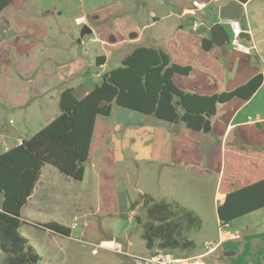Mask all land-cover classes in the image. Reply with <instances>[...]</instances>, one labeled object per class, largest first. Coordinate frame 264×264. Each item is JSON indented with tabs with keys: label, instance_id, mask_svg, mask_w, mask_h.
<instances>
[{
	"label": "rangeland",
	"instance_id": "rangeland-1",
	"mask_svg": "<svg viewBox=\"0 0 264 264\" xmlns=\"http://www.w3.org/2000/svg\"><path fill=\"white\" fill-rule=\"evenodd\" d=\"M102 1L105 0H53L49 14L36 15L47 25L50 35L45 34V41L53 55L47 57L45 53L42 56L39 53L17 59L9 71L0 75V133L29 139L60 113L56 98L43 109L30 108L26 104L31 90H40L38 87H41V82L50 81L58 74L60 77L63 73L68 74L67 69L73 67L72 83L76 87V95L82 97L85 91L102 82V76L98 73L107 67L113 69L121 64L120 58L130 50L129 44L119 49L89 41L91 37L95 38L97 32L86 34L81 38L82 43L76 41L85 23L76 25L75 17L85 15ZM113 1L115 8L123 7L129 16H134L132 18L136 19L139 15L146 21L148 13L153 10L162 18L161 25L171 23L174 19L183 23L186 32L195 21L208 24L209 15L215 14L214 5H209L203 12L205 14L179 17L180 7L187 6L188 1L192 0ZM168 11L175 13L169 20L163 18ZM131 17L122 15L119 16L122 20H117L120 31L128 39L135 33L131 32ZM168 40L162 42L160 47L176 59L178 48L163 46L169 43ZM219 48L230 69L237 64L242 66L254 62L259 70H264V63L256 62L252 53H244L235 48L232 40ZM106 52L109 57L107 66L99 68L95 65L96 54ZM59 55L72 62H55ZM62 67L68 68L61 73L59 70ZM81 67L90 70V73L79 74ZM244 71L251 73L252 70L243 68L238 76L242 77ZM61 78L64 79V75ZM187 82L181 79L179 83L185 85ZM258 90L248 101L244 110L245 117L250 115L256 119L255 112L258 109L263 110L264 114V84ZM114 109L111 115H99L97 118L83 179L68 177L49 164L42 169L44 182L39 185L33 199L40 198V189L46 186V182L51 185L48 188L51 195L42 197L46 200V211L29 204L25 213L31 215V219L46 220L44 222L58 220L68 228V234L24 221L20 231L41 256L38 264H121L127 257L131 261V255L149 254L135 219V215L145 214L141 206L135 205L142 194L177 201L200 217L201 227L190 235L197 246L191 255L203 251L204 242L219 237L217 209L214 205L217 178L212 176L200 179L191 174L182 178L183 170L170 160L172 140L179 137V123H170L145 114L143 118L142 113L117 105H114ZM148 118L152 121H148ZM256 132L254 137L250 138L249 134L243 138L242 145H257L264 141V131ZM244 161L247 162L241 160ZM257 171L260 172L259 167ZM258 213L243 221L231 223V230L240 236L246 225H249L251 230L264 232V210ZM110 241L114 246H110ZM4 257L0 250V264H5Z\"/></svg>",
	"mask_w": 264,
	"mask_h": 264
},
{
	"label": "trees",
	"instance_id": "trees-1",
	"mask_svg": "<svg viewBox=\"0 0 264 264\" xmlns=\"http://www.w3.org/2000/svg\"><path fill=\"white\" fill-rule=\"evenodd\" d=\"M14 1L0 0V13ZM202 47L210 51L214 43L203 38ZM191 71L190 65L176 63L161 47L136 45L118 67L101 74L102 82L83 97H77L72 87L65 88L59 98L60 113L29 139L0 153V250L5 264L40 262L36 248L20 231L22 208L47 164L68 177L83 179L99 115H111L117 105L202 131L207 114L215 115L219 104L235 97L250 99L264 80L259 73L233 90L199 94L180 88L173 80L174 74L189 75ZM227 144L233 143L228 140ZM244 152L264 154V147ZM257 168L225 164L220 187L225 198L217 207L219 222L231 224L264 209V165L260 172ZM135 205L145 213L135 215V219L149 252L162 249L179 256L195 252L197 246L190 235L201 227L195 212L177 201L148 194H142ZM41 226L68 234V228L57 221Z\"/></svg>",
	"mask_w": 264,
	"mask_h": 264
},
{
	"label": "crops",
	"instance_id": "crops-1",
	"mask_svg": "<svg viewBox=\"0 0 264 264\" xmlns=\"http://www.w3.org/2000/svg\"><path fill=\"white\" fill-rule=\"evenodd\" d=\"M230 1L231 0L203 1L206 2V5L203 8H198L194 14L189 13L192 9V1H188L187 6L180 7L179 17L205 14L203 12L209 5H214L215 13L212 16L209 15L208 24L202 21L200 23L195 21L193 26L188 29V32L185 31L182 25L183 23L177 22L173 18L171 23L161 25L162 18L153 10L148 13L146 21L145 19L142 20L139 15L136 19L132 18L134 16H129L123 7L118 6L115 8L113 0H105L102 1L101 4L97 3L96 6L94 5V9H91L80 17L85 18L84 25L88 27V30H92V33L97 32L95 38L91 37L89 41L99 42L104 46H111L119 49L124 45H130V50L122 54L120 62L136 45L147 44L160 47L162 46L160 45L162 42L169 39V43L163 46H169L171 49L174 47L178 48L176 59H173L171 56L173 61L192 67V71L189 75L174 74L173 80L175 84L186 91L199 94H213L216 92L233 90L259 73H262L264 76V70H259L254 62H252V64L250 62L248 65L242 64V66L237 64L234 68L230 69L227 59L222 55V50L219 48L221 45L218 46L214 44V47L210 51L202 47L203 38H210L212 40L211 27L216 22H221L232 38L233 28L231 20H222L219 17L220 8ZM52 7L53 0H15L2 10L0 13V75L3 76L5 72L9 71L16 64L15 62L17 59H22L25 56L29 58L31 55H38L39 53H41V56L45 53L47 57L53 55V51L47 47L48 45L45 41L47 39L46 36L50 35L47 25L43 20L36 17V15L45 16L49 14ZM138 14H141V12ZM122 15L127 18L131 17V32L135 31L136 36H130L128 39L124 36L125 33L120 31V24L117 20H122L119 18V16L121 17ZM174 15L175 13L173 11H168L163 18L167 17L166 19H168ZM87 18H89V20ZM238 20L241 25V31L244 30L248 32V36L243 39H250V44H248L246 40L240 42L243 45L253 48V55L256 62L264 63V0H248L243 3V16ZM195 23H199V25L196 27L194 26ZM76 25L80 26L82 24L76 23ZM45 34L47 35L45 36ZM76 41L82 43L80 36ZM95 50H97V48H95ZM97 52H99V50ZM80 53L82 54V51ZM99 56H105V58H98ZM108 59L107 52L104 54L97 53L95 65L99 68L103 66L105 68ZM54 61L61 64L72 62L64 59L61 55ZM97 62H100V64ZM66 68L68 67H62L59 71L62 73ZM81 68L79 69V74L88 75L90 73V70L83 69V67ZM243 68H250L252 71L251 73H246V71H244L242 77H239L238 74ZM72 69L73 67H69L67 69L68 74L63 73L61 75V77L64 75V79L58 74L50 81L45 83L41 82V87H38L40 90H31L30 96L26 99V104L30 108L35 107L43 109L49 102L57 99L59 106L60 94L65 88L72 87L74 93L76 92V87L74 83H72L74 81L72 79L73 76H71ZM108 70L110 69L107 67L98 74H103ZM66 77L68 80H66ZM181 79L188 80L187 84L182 85L179 83ZM263 84L264 80L262 85ZM90 90L91 89L85 91V94ZM258 91L259 90L255 93ZM41 95L46 96L42 97ZM248 101L249 99L235 97L226 103L219 104L217 113L209 117L207 116L211 124L208 132L189 129L186 128L184 124L179 123V125H177L179 137L173 139L171 143L170 160H172V163L179 169L183 170L182 176L184 177L182 178H185L188 174L195 175L198 178H211L212 176L217 178V186L214 188L216 190L214 194V205L216 209L225 198V194L221 192L220 187L226 163H229L231 166H249L251 169H256L257 164L260 162H262V164H260L259 167L264 165V154L258 155L244 152L250 148H263L264 141H261V143L257 145L249 146L242 145L243 143H241L242 139L247 138L249 134L251 138L257 135L256 131H264L263 110L258 109L255 112L256 119H253L250 115L244 116V110L247 104H249ZM115 110L116 109H114V113ZM144 117L145 115H143V118ZM148 121H152V119L148 118ZM24 138L25 137L0 133V153L6 152L8 149L14 147ZM228 140L233 143L231 146L227 144ZM240 159L247 160V162H241ZM43 182V173L41 171L40 179L21 211V219L23 221L32 223L38 227H42L40 222L46 220L40 221L42 219H31L29 217L31 215L25 213V209L30 204L35 208L46 211L44 207V202H46V200L42 199V197L45 198L47 195H51L48 189L51 185H48L47 182L45 183L46 186L42 185L44 187L40 189V198L36 197V199H33L35 198L36 191L40 187L39 185ZM199 190L201 191V187ZM2 198V193L0 192V202ZM41 203L42 205L39 206ZM48 210H50V208ZM263 210L264 209L255 211L238 220L243 221L252 215L260 214L258 212ZM48 221L50 220H47V222ZM241 224L244 225L243 222H241ZM231 229L232 225L229 230L234 232L237 238L226 241L216 253L210 255L207 259L208 264H264V232H256L255 230H251L249 225H246L242 235L238 236V233ZM110 246H114V243L111 241ZM226 252L234 253L227 255ZM121 264H132V260L130 261L127 257Z\"/></svg>",
	"mask_w": 264,
	"mask_h": 264
},
{
	"label": "built area",
	"instance_id": "built-area-1",
	"mask_svg": "<svg viewBox=\"0 0 264 264\" xmlns=\"http://www.w3.org/2000/svg\"><path fill=\"white\" fill-rule=\"evenodd\" d=\"M205 5L206 2L200 0H192V9L189 11V13L194 14L198 8H203ZM75 22L77 24H83L85 22V18L78 16L75 18ZM231 24L233 28V34L231 38V40L233 41V45L244 53H251V47L243 45L239 40L236 39L238 34L241 32V25L239 20H231ZM198 25L199 23L194 24V26L196 27ZM218 225V239L204 242L203 251L197 254L179 256L171 251L158 249L154 252H150L149 254L131 255L132 264H208L207 259L208 257H210V255L216 253L226 241L237 238V235L229 230L230 223L219 222Z\"/></svg>",
	"mask_w": 264,
	"mask_h": 264
},
{
	"label": "water",
	"instance_id": "water-1",
	"mask_svg": "<svg viewBox=\"0 0 264 264\" xmlns=\"http://www.w3.org/2000/svg\"><path fill=\"white\" fill-rule=\"evenodd\" d=\"M243 16V3L239 0H231L228 4L222 6L219 10V17L220 19H230V20H238L241 19ZM86 34H92V30H88V27L84 25L81 30L80 38L84 37ZM131 36H136V32L133 33ZM246 36H248V32L242 30L238 36L236 37L237 40L242 41L246 40L243 39ZM211 38L215 45H223L225 43H229L231 40L230 34L227 32V30L224 28V26L221 24V22H216L211 27ZM250 40V39H249ZM248 39L246 40L248 44H250V41ZM251 53H254L253 48H251ZM209 117L210 114H207ZM211 124L210 119H206L204 124V131L208 132L210 130ZM227 255H231V253L234 252H226Z\"/></svg>",
	"mask_w": 264,
	"mask_h": 264
}]
</instances>
